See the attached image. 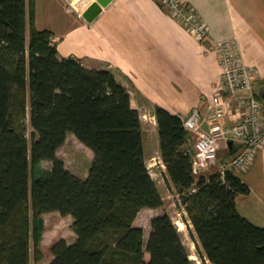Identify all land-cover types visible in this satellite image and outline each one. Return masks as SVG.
Masks as SVG:
<instances>
[{
	"label": "trees",
	"instance_id": "1",
	"mask_svg": "<svg viewBox=\"0 0 264 264\" xmlns=\"http://www.w3.org/2000/svg\"><path fill=\"white\" fill-rule=\"evenodd\" d=\"M155 117L166 181L183 194L203 262L264 264V227L237 208L250 186L230 171L194 175L183 118L162 106ZM70 132L94 153L85 179L57 155ZM43 161L52 167L39 172ZM163 204L128 89L60 57L53 32L37 27L36 0H0V264L41 260V216L53 211L73 217L77 238L57 240L50 264H195L168 213L145 243L135 220Z\"/></svg>",
	"mask_w": 264,
	"mask_h": 264
},
{
	"label": "crops",
	"instance_id": "2",
	"mask_svg": "<svg viewBox=\"0 0 264 264\" xmlns=\"http://www.w3.org/2000/svg\"><path fill=\"white\" fill-rule=\"evenodd\" d=\"M184 1L207 22L212 38H237L245 63L258 71L257 91L264 93V0ZM36 16L39 29L53 32L60 57H74L88 68L106 69L115 75L128 89L132 106L140 111L143 129L147 123L144 119L149 115L157 124V106L181 118L199 108L206 130L217 121L209 108L220 80L217 54L175 20L161 0H113L92 22L67 11L66 0H36ZM223 122L232 121L227 115ZM70 133L65 142L74 137ZM194 144L191 134L187 147L193 149ZM83 145L91 155L86 172H78L67 163L66 167L85 179L94 153ZM64 146L59 148L57 155L66 162L61 154ZM220 152L223 159H229L237 149L231 142L222 141ZM159 162L166 175L161 156ZM233 173L251 188L250 194L237 198L239 212L264 227V147L245 168ZM65 217L74 221L71 215ZM69 237L60 236L73 243L77 235L72 231Z\"/></svg>",
	"mask_w": 264,
	"mask_h": 264
},
{
	"label": "built area",
	"instance_id": "3",
	"mask_svg": "<svg viewBox=\"0 0 264 264\" xmlns=\"http://www.w3.org/2000/svg\"><path fill=\"white\" fill-rule=\"evenodd\" d=\"M79 0H66L69 12L83 16ZM162 6L207 49L215 51L220 67V80L209 108L217 121L209 130L203 128V114L194 108L183 117L185 128L193 134V173L196 176L218 172L224 179L228 171L245 168L264 147V99L256 88L258 71L245 63L236 37L216 40L211 37L206 21L184 0H161ZM230 123L223 122L226 116ZM231 142L237 153L229 158L220 156L221 142Z\"/></svg>",
	"mask_w": 264,
	"mask_h": 264
},
{
	"label": "rangeland",
	"instance_id": "4",
	"mask_svg": "<svg viewBox=\"0 0 264 264\" xmlns=\"http://www.w3.org/2000/svg\"><path fill=\"white\" fill-rule=\"evenodd\" d=\"M144 120L145 122H147L144 123L143 129L146 162L150 171L152 172L151 174H153L156 182L159 185L164 204L160 208H144L143 210H141L135 220V224L143 227L145 232V243H147L152 229V219L160 214L168 213L181 232L183 243L187 247L190 256L194 260L195 264H205L197 253V243L191 233V230H194V228L192 223H188L190 220L188 211L186 210V205L183 202V194L180 193L179 190H177L174 186H170L168 184V182L166 181V175L161 170L162 167L159 162L160 147L157 124L155 123L153 117L150 115L147 116ZM26 123L28 135L29 137H31L34 129L32 128L29 119H27ZM71 135H74V137L68 138L67 142H65L66 144L64 143L65 146L62 148L61 154L66 160L65 165L67 163L70 167L77 170L78 172L84 173L86 172L91 161L90 152L81 143V141L76 138V135L74 133L71 132L70 136ZM220 156H223L221 152ZM51 167L52 163L50 161H44L40 165L38 170L39 172H41L43 169H51ZM58 213H49L41 218L42 237L39 248L43 253V258L39 261L33 258L31 264H50L53 259V254L51 251L52 245L57 240L61 239L60 236H67L68 238H70L69 235L72 234L73 231L71 228L73 222L65 216H60V214ZM145 258L149 259V254L147 252H145ZM207 264L212 263L207 260Z\"/></svg>",
	"mask_w": 264,
	"mask_h": 264
},
{
	"label": "water",
	"instance_id": "5",
	"mask_svg": "<svg viewBox=\"0 0 264 264\" xmlns=\"http://www.w3.org/2000/svg\"><path fill=\"white\" fill-rule=\"evenodd\" d=\"M113 0H79L77 6L83 11V17L92 22L100 14L104 7L109 5ZM263 91L260 96L264 99Z\"/></svg>",
	"mask_w": 264,
	"mask_h": 264
},
{
	"label": "bare ground",
	"instance_id": "6",
	"mask_svg": "<svg viewBox=\"0 0 264 264\" xmlns=\"http://www.w3.org/2000/svg\"><path fill=\"white\" fill-rule=\"evenodd\" d=\"M182 224V223H181Z\"/></svg>",
	"mask_w": 264,
	"mask_h": 264
}]
</instances>
